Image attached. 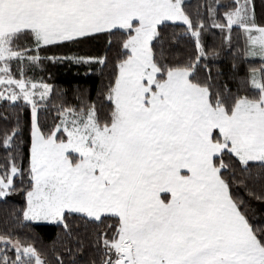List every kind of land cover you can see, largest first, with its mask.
Wrapping results in <instances>:
<instances>
[{"label": "snow or ice", "instance_id": "snow-or-ice-1", "mask_svg": "<svg viewBox=\"0 0 264 264\" xmlns=\"http://www.w3.org/2000/svg\"><path fill=\"white\" fill-rule=\"evenodd\" d=\"M0 205V264H264V0H0Z\"/></svg>", "mask_w": 264, "mask_h": 264}, {"label": "trees", "instance_id": "trees-1", "mask_svg": "<svg viewBox=\"0 0 264 264\" xmlns=\"http://www.w3.org/2000/svg\"><path fill=\"white\" fill-rule=\"evenodd\" d=\"M192 3H195V0H191ZM257 5L259 6V0H257ZM259 11V7H258ZM209 44L212 43L211 38H209ZM183 48H177V52H183ZM220 67H222L225 71H227L228 61L221 60L217 62ZM215 71V69H214ZM51 75L52 80L50 82L56 84L58 87L67 88L69 90L73 89L75 86H84V87H93L98 82V72L92 71L88 69L86 66H65V65H49L48 71L45 74V78ZM12 205L20 206L22 201L19 197H14L13 201L11 202ZM5 206L0 205V217L3 216V210ZM43 235L45 239L49 238L50 236L54 235V228L49 226L48 228L44 229Z\"/></svg>", "mask_w": 264, "mask_h": 264}]
</instances>
